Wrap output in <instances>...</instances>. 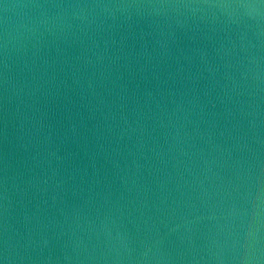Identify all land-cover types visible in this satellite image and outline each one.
<instances>
[{"label": "water", "instance_id": "1", "mask_svg": "<svg viewBox=\"0 0 264 264\" xmlns=\"http://www.w3.org/2000/svg\"><path fill=\"white\" fill-rule=\"evenodd\" d=\"M0 264H264V0H0Z\"/></svg>", "mask_w": 264, "mask_h": 264}]
</instances>
